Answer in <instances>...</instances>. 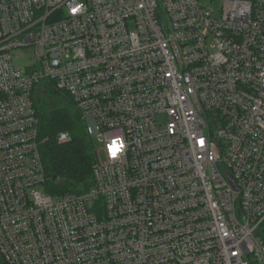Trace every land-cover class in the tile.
<instances>
[{"label": "built area", "instance_id": "2783aa9c", "mask_svg": "<svg viewBox=\"0 0 264 264\" xmlns=\"http://www.w3.org/2000/svg\"><path fill=\"white\" fill-rule=\"evenodd\" d=\"M44 83L102 144L83 193L45 192ZM261 226L264 0H0L3 263L264 264Z\"/></svg>", "mask_w": 264, "mask_h": 264}, {"label": "trees", "instance_id": "16d2710c", "mask_svg": "<svg viewBox=\"0 0 264 264\" xmlns=\"http://www.w3.org/2000/svg\"><path fill=\"white\" fill-rule=\"evenodd\" d=\"M33 101L39 119L45 192L83 193L91 185L96 149L80 113L68 94L50 84H42ZM60 133L68 134L69 140L60 142Z\"/></svg>", "mask_w": 264, "mask_h": 264}, {"label": "rangeland", "instance_id": "374dc122", "mask_svg": "<svg viewBox=\"0 0 264 264\" xmlns=\"http://www.w3.org/2000/svg\"><path fill=\"white\" fill-rule=\"evenodd\" d=\"M223 2H224V0H200V4H202L208 8L213 9L215 11V13H218L220 11V9L222 8ZM27 57H28V53L25 54L26 59H28ZM22 58H24V57H22ZM15 64L20 65V63H15ZM93 143H94V147H95L96 151H98L99 155H102V151H101L102 144L99 143L96 139L93 140ZM260 231L264 235V226L260 227ZM1 263L4 264L0 258V264Z\"/></svg>", "mask_w": 264, "mask_h": 264}, {"label": "clouds", "instance_id": "9594fccd", "mask_svg": "<svg viewBox=\"0 0 264 264\" xmlns=\"http://www.w3.org/2000/svg\"><path fill=\"white\" fill-rule=\"evenodd\" d=\"M122 146L119 144V142H116L111 147V153L113 156H115L117 153L121 151Z\"/></svg>", "mask_w": 264, "mask_h": 264}, {"label": "water", "instance_id": "95a60500", "mask_svg": "<svg viewBox=\"0 0 264 264\" xmlns=\"http://www.w3.org/2000/svg\"><path fill=\"white\" fill-rule=\"evenodd\" d=\"M54 180H55V176L52 177V181H54Z\"/></svg>", "mask_w": 264, "mask_h": 264}]
</instances>
